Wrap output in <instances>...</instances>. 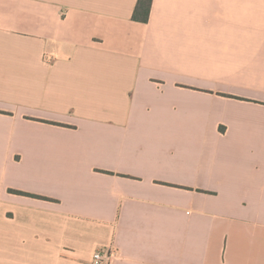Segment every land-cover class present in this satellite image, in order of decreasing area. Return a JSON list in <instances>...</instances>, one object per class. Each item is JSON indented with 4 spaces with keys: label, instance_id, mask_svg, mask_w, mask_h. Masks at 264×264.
<instances>
[{
    "label": "crops",
    "instance_id": "1",
    "mask_svg": "<svg viewBox=\"0 0 264 264\" xmlns=\"http://www.w3.org/2000/svg\"><path fill=\"white\" fill-rule=\"evenodd\" d=\"M138 1L0 0V264H264V0Z\"/></svg>",
    "mask_w": 264,
    "mask_h": 264
},
{
    "label": "trees",
    "instance_id": "2",
    "mask_svg": "<svg viewBox=\"0 0 264 264\" xmlns=\"http://www.w3.org/2000/svg\"><path fill=\"white\" fill-rule=\"evenodd\" d=\"M152 4H153V0H139L137 7L135 9L134 15H133V19L135 21L147 23L150 19ZM13 193H17L19 195H28L32 197L41 198V199L43 198V197L33 196L30 194L18 192V191H13Z\"/></svg>",
    "mask_w": 264,
    "mask_h": 264
},
{
    "label": "built area",
    "instance_id": "3",
    "mask_svg": "<svg viewBox=\"0 0 264 264\" xmlns=\"http://www.w3.org/2000/svg\"><path fill=\"white\" fill-rule=\"evenodd\" d=\"M117 258V252L113 247L98 249L93 255L92 264H112Z\"/></svg>",
    "mask_w": 264,
    "mask_h": 264
}]
</instances>
